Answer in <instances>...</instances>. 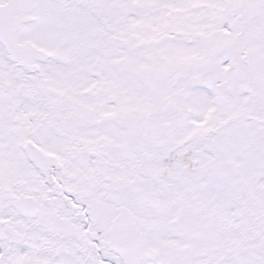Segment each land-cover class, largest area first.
<instances>
[{
	"label": "snow or ice",
	"instance_id": "1",
	"mask_svg": "<svg viewBox=\"0 0 264 264\" xmlns=\"http://www.w3.org/2000/svg\"><path fill=\"white\" fill-rule=\"evenodd\" d=\"M0 264H264V0H0Z\"/></svg>",
	"mask_w": 264,
	"mask_h": 264
}]
</instances>
